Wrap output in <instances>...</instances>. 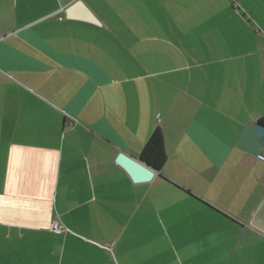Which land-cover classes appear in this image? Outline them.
I'll use <instances>...</instances> for the list:
<instances>
[{"label": "crops", "instance_id": "obj_1", "mask_svg": "<svg viewBox=\"0 0 264 264\" xmlns=\"http://www.w3.org/2000/svg\"><path fill=\"white\" fill-rule=\"evenodd\" d=\"M76 1L0 0V264H264V36L231 0Z\"/></svg>", "mask_w": 264, "mask_h": 264}, {"label": "water", "instance_id": "obj_2", "mask_svg": "<svg viewBox=\"0 0 264 264\" xmlns=\"http://www.w3.org/2000/svg\"><path fill=\"white\" fill-rule=\"evenodd\" d=\"M66 17L71 20H79L100 26L101 23L92 11L81 0H77L65 10ZM255 133L264 147V125L255 123L253 126ZM117 162L129 173L134 182L148 181L153 170L141 161L130 159L125 155H120ZM250 225L264 234V200L255 213Z\"/></svg>", "mask_w": 264, "mask_h": 264}, {"label": "trees", "instance_id": "obj_3", "mask_svg": "<svg viewBox=\"0 0 264 264\" xmlns=\"http://www.w3.org/2000/svg\"><path fill=\"white\" fill-rule=\"evenodd\" d=\"M260 123L264 125V120H260ZM139 159L141 162L156 171H160L162 168L166 161V154L164 149L163 133L159 128L154 130L149 137L139 156Z\"/></svg>", "mask_w": 264, "mask_h": 264}, {"label": "rangeland", "instance_id": "obj_4", "mask_svg": "<svg viewBox=\"0 0 264 264\" xmlns=\"http://www.w3.org/2000/svg\"><path fill=\"white\" fill-rule=\"evenodd\" d=\"M238 8L246 11L247 22L264 36V20L262 11L264 9V0H231ZM262 25V26H261Z\"/></svg>", "mask_w": 264, "mask_h": 264}, {"label": "built area", "instance_id": "obj_5", "mask_svg": "<svg viewBox=\"0 0 264 264\" xmlns=\"http://www.w3.org/2000/svg\"><path fill=\"white\" fill-rule=\"evenodd\" d=\"M259 159L264 160V158L261 156L259 157ZM51 231L55 234H61L65 231V228L63 227V225H61V223L56 221L51 225Z\"/></svg>", "mask_w": 264, "mask_h": 264}]
</instances>
